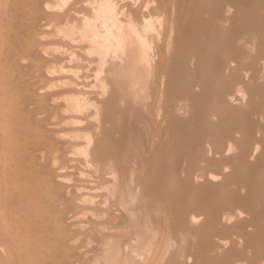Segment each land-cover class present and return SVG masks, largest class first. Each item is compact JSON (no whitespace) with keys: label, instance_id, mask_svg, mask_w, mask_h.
<instances>
[{"label":"rangeland","instance_id":"obj_1","mask_svg":"<svg viewBox=\"0 0 264 264\" xmlns=\"http://www.w3.org/2000/svg\"><path fill=\"white\" fill-rule=\"evenodd\" d=\"M129 1L147 8L145 21L153 23L154 33L146 66L138 70L140 84L126 92L128 81L113 77L111 90L116 94L98 82V61L105 57L104 51L87 46L98 40L90 37L97 24V32L105 28L95 21L90 28L85 21H92V11L101 3L109 7V14H118L117 5L126 0H61L45 4L44 10L33 0H0V240L13 249L7 253L0 243V264H264V240L253 238L264 232V176L257 174L264 170V0ZM45 8L66 14L58 21L45 14ZM41 24H48L51 31L44 38L56 44L39 51L35 38ZM173 29L175 51L168 50ZM21 34L26 37L21 39ZM60 41L85 42L89 47L91 56L77 61L81 68L87 67L84 62L90 57L97 61L89 65L87 60L93 71L76 68L73 74L85 79L86 72L93 92L101 95L107 129L78 121L82 112L79 117L89 113L95 123L99 121L94 114L97 106L85 104L90 99L79 92V96L60 94L48 103L31 95L30 106L39 118L45 117V123L38 118L21 120L19 102L27 84L41 82L39 72L50 68L43 65L40 54L53 57L70 51ZM156 45L163 50L159 52ZM19 60L30 68L18 67ZM115 63L120 64L119 57ZM56 72V81L46 91L58 93L71 86L65 73ZM156 81L158 88L159 83L162 87L169 83V105L164 114L159 106L152 120L145 111L151 100L147 92ZM75 102L83 106L76 108ZM45 126L54 128L56 135L45 136ZM21 132L35 135L25 142ZM92 137L98 141L95 158L99 159L86 158L79 164L78 159L84 158L79 146ZM112 158L119 163V173L114 174ZM52 168L63 169L62 191L54 185ZM86 187L95 190L90 193ZM50 192L52 199L47 197ZM62 198L81 204L80 208L62 204L66 218L71 217L66 223L51 215ZM243 210L257 218L241 215L251 217L246 225L241 222L244 217H238ZM187 211L199 216L195 225L182 217ZM222 216L231 217L225 219L226 230L206 223L205 218L220 222ZM72 218L75 226L69 225ZM222 230L227 234L223 247L211 250ZM199 231L201 237L196 238ZM204 248L211 251L202 256Z\"/></svg>","mask_w":264,"mask_h":264},{"label":"bare ground","instance_id":"obj_2","mask_svg":"<svg viewBox=\"0 0 264 264\" xmlns=\"http://www.w3.org/2000/svg\"><path fill=\"white\" fill-rule=\"evenodd\" d=\"M34 2L33 3H35V4H37V5H40L42 8H43V6L45 5V4H47V3H49V2H52V3H56V2H58V1H61V0H33ZM127 2H123V3H120V5H117L118 7H120V9L118 10V14L116 13V15L114 14V15H111L112 14V12H114V11H112V12H110L111 14H109V7H108V9H107V7H106V5H105V3L104 4H102L101 3V5L99 4V8L97 9V11H96V9L94 10V11H92V13H93V15H92V21H88V20H86L85 21V24L86 25H90V28H91V22H93V21H95V23H101L102 24V27H104L105 28V30L103 29V31H101V33L100 32H97L96 30L98 29L97 27H100V26H98V24H97V29L96 28H94V26L92 27V28H94V30L92 31V34H90V35H92V36H90V37H92V39L95 37V39H97L98 38V40L96 41L95 40V43H92L93 45H87V46H89V47H91L90 49H98V50H102V51H104V54H105V57L104 58H100V61H98L101 65V67L99 66L97 69L99 70H97L98 71V73H99V75H100V78H98V79H100V80H98V82L100 83V84H102L104 87H105V89H110V90H108V92L110 91L111 93H116L115 92V90H113L114 92H112V90H111V85H113V83H112V81H111V79L112 80H115V79H113V77L114 78H117V79H119L121 82H122V80H127L128 81V83H129V88L126 90V92H131V90H133V88L134 87H137L139 84H140V80H142V78H141V76H139L138 74V70H140L144 65L146 66V62H147V58H146V52L149 50V48H150V46H149V39L151 38V36H152V31H153V33H154V29H153V26L151 25V24H153V23H148V22H146L145 20H146V17L147 18H149V13H148V11H147V8L145 7V6H143V5H134V4H132L130 1L128 2V0H126ZM26 2V1H25ZM51 3V4H52ZM107 4H110V3H108V2H106ZM113 4H115V3H113ZM112 4V5H113ZM143 4V3H142ZM84 5V4H83ZM85 6V5H84ZM108 6H110V5H108ZM83 7V6H82ZM113 7H114V9H115V6L113 5ZM112 7V8H113ZM118 7H116V9H115V11H117V8ZM86 8L87 7H85L84 9L86 10ZM96 8V7H95ZM110 8H111V6H110ZM111 8V9H112ZM41 9V8H40ZM113 9V10H114ZM43 10H44V8H43ZM199 10V9H198ZM111 11V10H110ZM11 12V11H10ZM44 12V11H43ZM45 14H47V15H49V16H51L52 18H54V19H56V20H58L59 21V19H61L62 17H63V15L64 14H66V13H58V12H50V11H47V8H45ZM117 15H118V17H117ZM124 15H126V18H124ZM219 17V16H218ZM18 17L15 15V19H17ZM95 18V19H94ZM27 19V18H26ZM31 19V18H30ZM37 22V21H36ZM13 23H14V21H13ZM95 23H93V24H95ZM16 25V24H15ZM100 25V24H99ZM38 36L35 38V40H36V47H37V50H41L42 48H44V46H50V45H55L56 43H54V42H51V40L50 39H47L48 37H47V35L49 36V34L51 33V31H50V29L48 28V24H41V25H39L38 27ZM17 29V28H16ZM156 29V28H155ZM92 30V29H91ZM90 30V31H91ZM16 32V31H15ZM96 33H98V34H96ZM170 33H171V38L173 37V39L172 40H170V42L168 41V40H166L167 42H169V44H168V50H173V51H175L176 49H177V47H178V41H177V34L175 33V30L173 29V31L171 30L170 31ZM209 33V32H208ZM206 34V33H205ZM212 34V33H211ZM44 36L45 37H47V38H44ZM21 39H23L24 37H26V35H23V34H21ZM222 37V36H221ZM87 38V37H86ZM6 39V38H5ZM20 39V40H21ZM163 39V38H162ZM151 41V40H150ZM165 41V40H164ZM13 42H15V40H13ZM18 42V41H17ZM160 42V41H159ZM60 45H61V47L63 48L64 47V49H68L69 48V50L71 51H69L68 53H66V52H63V53H59V54H57L56 56H53V57H49V56H46V55H44V54H40V58L42 59V62L44 63L43 65H45V66H50V68L49 69H47V70H45V71H41V72H39V76L41 77V82H36V81H32V82H30L29 84H27V90H25V88H24V90H25V93L23 94V96L21 97V99H20V101H21V103L19 102V109H20V111L18 110V113L20 112V114H19V116L21 117V120L22 121H30V122H33L36 118H38L39 120H41L42 122H44L45 123V121H44V119H45V117H42V118H39L38 117V115L36 114V111L35 110H33L32 108H31V106H30V102H29V99L31 100V95H32V97H34V98H36V99H39L40 101H43L44 103H48V101H50V100H52L53 98H56L57 96H59L60 94H69V95H78L79 96V94H82L81 96H84V98L86 97V98H89L90 99V101H88V99H87V101L88 102H86V101H83V102H85V104H89V102H91L92 104H94L95 106H97V108H96V112L94 111V114H95V117H99L98 119H99V121H98V123H95L94 122V120H93V118L92 117H94V116H92L91 117V114L89 115V113H88V116H86V117H83L84 115H82V117H79V116H77L76 118H78L79 120V122H81V121H83V120H85V121H87L88 122V124H89V126L90 125H96V127H94V128H97V127H101L102 128V126H104V128L105 129H107L106 128V126H105V124L108 122V119H107V117L105 116V115H103L102 113H103V107H104V103H103V99L101 98V95L100 94H97V93H94L93 92V90H92V81H90L89 79L87 80V78H86V75L88 76V74L86 73V75H85V73H84V75H83V78L85 77V79H82V78H80V77H78V76H76L75 74H73V72L74 71H76L75 69L76 68H78V69H80L81 67L80 66H78V63H77V61H79V63H81L80 61L82 60V59H80V58H82V57H84V56H86V54H89L88 52L89 51H87V50H89L87 47H85V42H84V45H80V44H78V43H75V42H66V41H60V42H58ZM88 43V42H87ZM11 44V43H10ZM159 44V43H158ZM13 45V44H12ZM160 45V44H159ZM93 46V47H92ZM153 46V45H152ZM11 48V47H10ZM155 48L156 49H158V51L159 52H161L163 49H162V46L160 47V49H159V46H155ZM153 49V48H152ZM151 49V50H152ZM233 49V48H232ZM93 51V50H92ZM251 51V50H250ZM172 52V51H171ZM98 53V52H97ZM147 53H149V52H147ZM222 53V52H221ZM162 54V53H161ZM252 54V53H251ZM83 55V56H82ZM90 55V54H89ZM216 55V54H215ZM88 56V55H87ZM91 56V55H90ZM90 56H88V57H90ZM104 56V55H103ZM157 56V55H156ZM221 56V55H220ZM235 56V55H234ZM87 57V58H88ZM108 57H110V58H108ZM117 57H119V59H120V64H118V65H116V63H115V61H116V58ZM148 57H150L149 55H148ZM85 58V57H84ZM86 58V59H87ZM99 58V57H98ZM109 59L108 61H109V63L106 61V59ZM80 59V60H79ZM85 59V60H86ZM91 59V57L89 58V60ZM148 59H150V58H148ZM157 59V58H156ZM155 58L153 59V61L154 60H156ZM24 60H26V58L24 59ZM23 60V61H24ZM32 60V59H31ZM88 60V59H87ZM86 60V61H87ZM88 60V61H89ZM93 60V59H92ZM92 60H90V63H89V65H91V62H93ZM11 61V60H10ZM9 61V62H10ZM23 61H21V60H19L18 61V63H17V66L18 67H21V68H28L29 67V65H27L25 62H23ZM29 61V60H28ZM27 61V62H28ZM33 61V60H32ZM85 61V62H86ZM88 61H87V63H85L84 61V64H87L86 66L88 67V69H86L85 68V66H84V68L82 69V70H84V71H86L87 70V72L89 73V72H91V71H93L92 69H91V71L89 70V66H88ZM150 61V60H149ZM161 61V60H160ZM74 62V63H73ZM97 62V61H96ZM96 62H93V64L95 65V63ZM108 63V64H105V63ZM29 63V62H28ZM30 63H31V61H30ZM98 63V64H99ZM32 64V63H31ZM92 64V67L91 68H93L94 67V65ZM157 64V63H156ZM220 64V63H219ZM55 65H58V67H56L55 68ZM162 65V64H161ZM28 66V67H27ZM31 66V65H30ZM150 67V66H149ZM152 68H150V69H153V66H151ZM161 67V66H160ZM226 67V66H225ZM230 67H232V66H229L227 69H229ZM30 68V67H29ZM53 68V72H50V69H52ZM146 68V67H145ZM234 68V67H233ZM57 69V70H56ZM78 69H77V71H78ZM80 69V70H81ZM26 70H29V69H26ZM30 70H32V69H30ZM60 71V74L61 73H63V75H64V73H65V75L67 76H65L67 79H66V81L71 85L70 87H67V88H65V91H63V92H59L58 91V93H55V91H56V89H55V91L54 92H50L49 90L48 91H46L47 89H49V87L46 89V86L48 85V86H50V85H53V84H50V83H52V82H54V81H56L55 79L57 78V75H56V71ZM82 70L80 71V72H82ZM89 70V71H88ZM95 70V69H94ZM155 70H158V69H155ZM56 73H55V72ZM29 72H31V71H29ZM33 72V71H32ZM31 72V73H32ZM79 72V71H78ZM80 72H79V75H80ZM52 73H55V74H52ZM83 73V72H82ZM93 73V72H92ZM244 73V72H243ZM60 74H58V76L60 77H62V75H60ZM246 74V73H245ZM34 75V74H33ZM35 75H37V74H35ZM90 75H92V74H89V76ZM94 75V74H93ZM38 76V77H39ZM74 76H76V77H74ZM82 76V75H81ZM150 76V75H149ZM242 76V75H241ZM245 76V75H244ZM36 77V76H35ZM143 77H144V75H143ZM151 77V76H150ZM157 77V76H156ZM42 78H43V80L46 82V83H43V84H45V85H41L40 83H42ZM64 78V77H63ZM88 78H90L91 80H93L92 78H91V76L90 77H88ZM155 78V77H154ZM59 79V78H58ZM57 79V80H58ZM35 80V79H34ZM62 80V79H61ZM60 80V81H61ZM125 80V81H126ZM59 81V82H60ZM64 81V80H63ZM65 81V82H66ZM166 81V80H165ZM24 82V81H23ZM62 82V81H61ZM64 82V83H65ZM96 82V81H95ZM115 82V81H114ZM117 82V81H116ZM97 83V82H96ZM167 83V82H166ZM192 83V82H191ZM242 83V82H241ZM244 84L246 83V82H243ZM50 84V85H49ZM116 84V83H115ZM118 84V83H117ZM123 84V83H122ZM169 84V83H168ZM168 84L167 85H165L166 86V88H165V86L164 87H162V85L160 86V83H159V88H158V81H156V85L154 84L152 87H151V89H149V91L147 92V96L151 99L149 102H148V104H146V116L147 117H151L152 118V120H154V119H156V109L159 107V110L160 111H162V114H164V113H166V111H167V108H168V105H169V102H168V100H167V95H168V93L170 92V88L168 89ZM56 85V84H55ZM54 85V86H55ZM240 85V84H239ZM57 86V85H56ZM62 85H60V87H61ZM244 86V85H243ZM51 87V86H50ZM115 87V86H114ZM114 87H112V89H114ZM94 88V87H93ZM121 88V87H120ZM119 88V89H120ZM244 88L246 89V87L244 86ZM54 89H50L51 91L52 90H54ZM249 88H247V90H245V92L247 93L249 90H248ZM143 90V89H142ZM206 91V90H205ZM78 92H79V94H78ZM119 92L121 93V89L119 90ZM118 92V93H119ZM123 92V91H122ZM210 92V91H209ZM250 93V92H249ZM117 94V93H116ZM126 94V93H125ZM140 94V93H139ZM163 94H164V100L162 101V102H160V100H158L160 97H163ZM19 95V94H18ZM113 94H111V96H112ZM115 95V94H114ZM138 96H140V95H138ZM145 96V95H144ZM15 97V96H14ZM116 97H118V96H116ZM76 98V97H75ZM78 98V100H79V97H77ZM136 99H137V97H135ZM185 98V97H184ZM81 99H83V97H81ZM183 99V98H182ZM38 100V101H39ZM78 100H76V101H78ZM176 100V99H175ZM186 101H187V99H185ZM189 100V99H188ZM36 102V101H35ZM34 102V103H35ZM83 102L81 103V105L83 104ZM160 102V103H159ZM180 102V101H179ZM211 102V101H210ZM33 103V104H34ZM79 103V102H78ZM77 102H75V104H73L74 106H76V108H78L79 106H81L80 105V103L78 104ZM209 103V102H208ZM228 103L229 104H232V100H228ZM3 104V103H2ZM178 104V103H177ZM31 105H32V102H31ZM73 105H70V107H72ZM179 105V104H178ZM181 105V104H180ZM33 106V105H32ZM61 106V105H60ZM60 106H58L59 108H60ZM83 106V105H82ZM81 106V107H82ZM85 106H87V105H85ZM84 109V108H83ZM183 109H184V107H183ZM87 110V109H86ZM191 110V109H190ZM228 110V109H227ZM6 112V111H5ZM188 112V111H187ZM192 115V114H191ZM219 117V116H218ZM75 118V117H74ZM74 118H71V119H74ZM76 118L74 119V121L76 120ZM93 120V121H92ZM72 121V120H71ZM149 121H151L150 119H149ZM154 122V121H153ZM156 123V122H155ZM76 124V123H75ZM74 124V125H75ZM158 124V123H157ZM71 125V124H70ZM73 125V126H74ZM108 125V124H107ZM160 125V124H159ZM155 127V126H154ZM79 128V127H78ZM199 128V127H198ZM78 131H80V129H77ZM43 132L45 133V136H49V137H54L55 135H56V133H57V131L54 129V128H52V127H48V126H45V129L43 130ZM22 133V132H21ZM33 135H35V132H26V133H22V137L24 138V141L25 142H28L30 139H31V137L33 136ZM158 135V134H157ZM91 138V137H90ZM90 138H88V140H86V142H84V147L82 148V146L80 145H77V146H79V148H81L82 149V151H83V156H84V158H83V160H82V158L81 159H78V160H80V163L79 164H81V162L83 163L84 161H87V159L89 158H92V159H90V160H92V161H97V159H99L98 157L97 158H95V153H96V148L98 147V141L96 140V139H94L93 137H92V139H90ZM73 142V141H72ZM78 142V141H77ZM76 144V143H75ZM74 144V145H75ZM79 144V143H78ZM144 144H146V143H144ZM202 144V143H201ZM257 144V143H256ZM73 145V144H72ZM71 145V146H72ZM151 146H152V148H155L156 149V147H153V145H152V143H151ZM157 146V145H156ZM75 147V146H74ZM160 147V146H159ZM36 148H38V147H35V149ZM70 148H72V147H70ZM76 148V147H75ZM78 150V149H77ZM63 153V152H62ZM62 153H61V155H62ZM65 153V152H64ZM75 154V153H74ZM73 154V155H74ZM71 156V155H70ZM104 157V156H103ZM70 158V157H69ZM87 158V159H86ZM105 158V157H104ZM103 158V159H104ZM65 160H66V157H65ZM70 160V159H69ZM73 160V159H72ZM71 160V161H72ZM74 161H77V160H74ZM105 161H106V158H105ZM77 162H79V161H77ZM111 163H112V168H113V171H114V174L115 173H119V171H120V167H119V163L117 162V160L115 159V158H112L111 159V161H110ZM71 163V162H70ZM90 163H92V162H90ZM48 164V163H47ZM78 164V165H79ZM85 164V163H84ZM183 164V163H182ZM77 165V166H78ZM47 167H49V165H46ZM76 166V167H77ZM47 167L45 168V169H47ZM53 167V166H52ZM54 168V167H53ZM52 168V169H53ZM84 168V167H83ZM55 169H57V168H55ZM55 169H53L54 170V176H55V181H54V185H56L57 187H59L60 189H61V191L65 188V183L63 182V180H62V174L60 173V171H62V170H55ZM48 170V169H47ZM74 170V169H73ZM97 170V169H96ZM40 171H42L41 169H40ZM46 171V170H45ZM43 172H44V170H43ZM49 172V171H48ZM50 172H52V171H50ZM71 172H73V171H71ZM76 172V171H75ZM74 172V173H75ZM257 172V171H256ZM65 173V172H64ZM86 173V172H85ZM49 174V173H48ZM51 174V173H50ZM49 174V175H50ZM53 174V173H52ZM257 174L261 177V176H264V170H258V172H257ZM41 175H43V176H45L44 175V173L43 174H41ZM117 175V174H116ZM47 176V175H46ZM45 176V177H46ZM52 176V175H51ZM50 176V177H51ZM91 176V175H90ZM189 176V175H188ZM258 176V177H259ZM44 177V178H45ZM48 177V176H47ZM53 177V176H52ZM51 177V178H52ZM99 177V176H98ZM139 177L140 176H138V178H137V183L139 182V180H141V179H139ZM183 177V176H182ZM65 178V177H64ZM136 178H134V179H136ZM262 178H264V177H262ZM261 178V179H262ZM43 178H41V180H42ZM104 179V178H103ZM107 179V178H106ZM111 179H113V178H111ZM133 179V180H134ZM181 179V178H180ZM45 180V179H44ZM84 180V179H83ZM108 180V179H107ZM106 180V181H107ZM110 180V179H109ZM135 181V183H136V180H134ZM46 182V181H45ZM6 183V182H5ZM84 184V183H83ZM82 184V185H83ZM91 184V183H90ZM139 184V183H138ZM23 186V185H22ZM69 186V185H68ZM85 186H87L86 184H85ZM91 186H92V184H91ZM101 186V185H100ZM135 186L137 187V189L138 188H140V186H137V184H135ZM147 186V185H146ZM8 187V186H7ZM88 187H90V186H88ZM88 187H86V189L88 188ZM143 187V186H142ZM149 187V186H148ZM92 188V187H91ZM93 188H95V187H93ZM87 189V190H89L90 191V193H91V190H92V193H93V190H95V189ZM85 189V190H86ZM78 190V189H77ZM136 190V189H135ZM139 190V189H138ZM137 190V191H138ZM144 190V189H143ZM97 191V190H96ZM144 192V191H143ZM180 192V191H179ZM87 193H88V191H87ZM142 193V192H141ZM145 193V192H144ZM144 193H143V195H144ZM15 194V193H14ZM18 194V193H17ZM150 194V193H149ZM53 194H52V192H50V194L48 193L47 194V197L49 198V196L51 197ZM92 195V194H91ZM166 195V194H165ZM182 195V194H181ZM161 196V195H160ZM105 197V196H104ZM23 198V197H22ZM54 198V197H53ZM150 198V197H149ZM51 199H52V197H51ZM112 199V198H111ZM60 200H62V202H61V204H60V206L58 207V209H56V208H52L51 209V215H55V217L56 218H59V219H61L62 220V222L63 223H66V221L65 220H69L70 218H66V212H65V210L63 209V208H61V206H62V204L63 203H65L66 205H73V207H76V208H80L81 207V204H78V203H76V202H74V201H67V200H65V198H62V199H60ZM185 200V199H184ZM163 203V202H162ZM191 204V203H190ZM31 205V204H30ZM33 205V204H32ZM162 205H164V204H162ZM161 205V206H162ZM171 206V205H170ZM35 207V206H34ZM66 207V206H65ZM236 207V206H235ZM36 208V207H35ZM28 211V210H27ZM36 212V211H35ZM38 212V211H37ZM149 212V211H148ZM147 212V213H148ZM19 213V212H18ZM158 213V212H157ZM180 213H182V212H180ZM14 214V213H13ZM243 214H247V215H250L251 217H252V220L253 219H255V218H257L256 216H254V213L252 212V211H250V212H245L244 210H243V212H241L240 213V215H238V217H239V219L241 220L244 216H241V215H243ZM50 215V216H51ZM43 216V215H42ZM152 217V216H151ZM177 217V216H176ZM175 217V218H176ZM182 217H184V219L186 220V221H188L189 222V224H193V225H195L196 223H197V219H198V217L199 216H196V215H194L192 212H190V211H187L186 213H185V216L183 215ZM201 217V216H200ZM251 217H250V219H251ZM17 218V217H16ZM25 218V217H24ZM51 218H52V216H51ZM51 218H50V220H51ZM178 218V217H177ZM176 218V219H177ZM181 218V217H180ZM180 218H179V220H176V222H173V223H178V222H180L181 220H182V218H181V220H180ZM202 218H204V216L202 217ZM229 218H231V217H229V216H222V218H221V220L219 219V221L220 222H218L216 219H210V220H207L206 218H205V220H206V223H209V224H211L210 226H211V228L212 227H214V225L217 227V225L216 224H218L219 226L221 225L222 226V228H224L225 230H226V228L225 227H227V226H225L224 224H226L225 223V221L227 220V219H229ZM40 219V218H39ZM209 219V218H208ZM226 219V220H225ZM250 219H248V217L246 218V217H244V221H241V222H245L246 223V225H248L249 224V221H252V220H250ZM158 220V219H157ZM174 220V219H173ZM172 219H171V221H173ZM203 220V219H202ZM249 220V221H248ZM49 221V220H48ZM204 221V220H203ZM222 221H224V223H223V225H222ZM255 221V220H254ZM253 221V222H254ZM50 222V221H49ZM52 222L53 223H55L56 221H54V219L52 220ZM57 223V222H56ZM68 223V222H67ZM172 223V224H173ZM244 223V224H245ZM248 223V224H247ZM20 224V223H19ZM77 224V221H76V219L75 218H72L71 219V221H70V223H69V225L70 226H75ZM160 224V223H159ZM158 224V225H159ZM31 225V224H30ZM58 225V224H57ZM174 225V224H173ZM228 225V224H227ZM175 226L177 227V225L175 224ZM218 226V227H219ZM174 228V227H173ZM172 229V228H171ZM175 229V228H174ZM174 229H172L173 231H174ZM209 231H211V230H209ZM228 231V230H227ZM221 232H224L223 234L221 233ZM220 232V237H219V240L217 241V242H215V244L213 245V247L211 248V250L212 249H214V248H219V249H221L222 247H223V244L221 243V241L223 240L222 239V237H224V235H227L225 232L226 231H224V230H222ZM166 235V234H165ZM201 233H200V231H199V234H198V232H196L195 233V236H196V238H200L201 236ZM204 235V234H203ZM229 235V234H228ZM11 236H13V235H11ZM59 237V236H58ZM253 238H255L256 240L257 239H263L264 240V232H261V234L260 233H257L255 236H253ZM247 239V238H246ZM259 239V240H260ZM13 240V239H12ZM2 240H0V243L2 244V248L7 252V253H10L11 252V250H13L12 249V245H10V244H6V243H4V242H1ZM19 241V240H18ZM32 241V240H31ZM13 242H14V240H13ZM16 242V241H15ZM14 242V243H15ZM14 243H13V246H16V245H14ZM0 244V245H1ZM186 244V243H185ZM20 245V244H19ZM18 245V246H19ZM159 245V244H158ZM37 246H38V241H37ZM68 246V245H67ZM74 246V245H73ZM65 247V246H64ZM209 247V246H208ZM1 248V247H0ZM15 248V247H14ZM18 248V247H17ZM67 249H69V246H68V248ZM157 249H158V247H157ZM190 250V249H189ZM195 250V249H194ZM210 250V249H209ZM209 250L207 249V248H204V253L202 254L201 252V254H202V256L204 255V254H206V251H208L209 252ZM210 250V251H211ZM25 251V250H24ZM68 251V250H67ZM72 250H69V252H71ZM75 251V249L73 250V252ZM186 251V250H185ZM201 251H203V250H201ZM219 251V250H218ZM72 252V253H73ZM15 252H12V254H14ZM188 253V252H187ZM12 254L10 255V256H12ZM58 254H60V253H57V255L56 256H58ZM189 255H190V253H188ZM192 254V253H191ZM195 254V253H194ZM198 254V253H197ZM189 255H185V256H189ZM193 255V254H192ZM263 257H264V252L261 254ZM17 256H18V254H17ZM195 257H196V255H194ZM193 256V257H194ZM205 256V255H204ZM192 256H190V257H188V258H191ZM192 257V258H193ZM199 257V256H198ZM23 258V257H22ZM29 258V257H28ZM48 258H50V257H48ZM202 258V257H201ZM17 259V258H16ZM20 259V258H19ZM55 259V258H54ZM15 261V260H14ZM41 261V260H40ZM0 262H2V259H1V255H0ZM21 263H22V261H21ZM25 263V262H24ZM43 263V262H42ZM27 264V263H26Z\"/></svg>","mask_w":264,"mask_h":264}]
</instances>
